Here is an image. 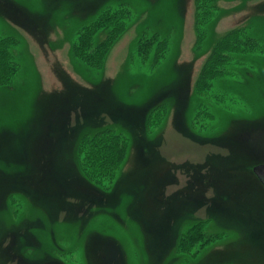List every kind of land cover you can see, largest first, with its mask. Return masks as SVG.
<instances>
[{"label":"rangeland","instance_id":"obj_1","mask_svg":"<svg viewBox=\"0 0 264 264\" xmlns=\"http://www.w3.org/2000/svg\"><path fill=\"white\" fill-rule=\"evenodd\" d=\"M1 40L0 264H264V0H0Z\"/></svg>","mask_w":264,"mask_h":264},{"label":"trees","instance_id":"obj_2","mask_svg":"<svg viewBox=\"0 0 264 264\" xmlns=\"http://www.w3.org/2000/svg\"><path fill=\"white\" fill-rule=\"evenodd\" d=\"M215 1L216 0H197V5H198V8L201 10V11H203V10H206V9H208V8H212V7H214L215 6ZM232 31H234V30H232ZM239 31V30H238ZM233 33H236V32H233ZM234 35V34H233ZM229 40H231V39H229ZM245 40H247V39H245ZM246 43V42H245ZM216 48V47H215ZM11 48H9V46H8V43H7V41L6 40H1L0 41V56H2V57H0V64L1 65H5V64H7L6 63V59L4 60V57H6L8 54H10V55H12L11 54ZM213 59L210 61V62H212V66H213V69L215 70V73L216 74H218L217 72H216V70H221V68L223 67V64H224V61L221 59V58H219L218 57V55H216L215 57H212ZM7 66H9L8 64H7ZM5 72H6V70L2 73V75H1V72H0V75L2 76V79H3V77L4 76H6V75H8V74H5ZM5 74V75H4ZM4 75V76H3ZM0 76V77H1ZM2 81V80H1ZM86 162V164L87 165H89L88 164V162H87V156H85L84 157V163ZM260 164V163H259ZM257 165V164H256ZM90 166V165H89ZM260 181V180H259ZM261 182V181H260ZM262 184V183H261ZM263 185V184H262ZM264 186V185H263Z\"/></svg>","mask_w":264,"mask_h":264},{"label":"water","instance_id":"obj_3","mask_svg":"<svg viewBox=\"0 0 264 264\" xmlns=\"http://www.w3.org/2000/svg\"><path fill=\"white\" fill-rule=\"evenodd\" d=\"M253 172L264 185V163L255 165L253 167Z\"/></svg>","mask_w":264,"mask_h":264},{"label":"bare ground","instance_id":"obj_4","mask_svg":"<svg viewBox=\"0 0 264 264\" xmlns=\"http://www.w3.org/2000/svg\"><path fill=\"white\" fill-rule=\"evenodd\" d=\"M258 164V163H257ZM254 167V166H253Z\"/></svg>","mask_w":264,"mask_h":264}]
</instances>
